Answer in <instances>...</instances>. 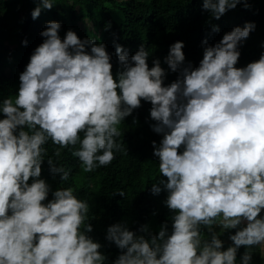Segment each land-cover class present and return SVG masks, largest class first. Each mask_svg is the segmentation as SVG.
<instances>
[{"label":"clouds","instance_id":"obj_1","mask_svg":"<svg viewBox=\"0 0 264 264\" xmlns=\"http://www.w3.org/2000/svg\"><path fill=\"white\" fill-rule=\"evenodd\" d=\"M56 4L38 0L31 15ZM239 4L203 0L202 8L211 21ZM242 6L252 7L249 0ZM61 27L46 21L16 94L0 98V264H254V246L264 255V51L238 62L256 22L235 25L214 44L205 37L198 65L176 40L163 57L167 68L160 57L149 65L144 43L130 54L114 41L110 53L101 38H81L72 28L62 37ZM169 71L178 75L165 83ZM142 102L151 103L149 126L161 134L151 142L159 175L150 190L166 193L170 213L155 228L132 229L127 219L109 224L105 239L120 250L109 261L91 234L90 196L62 186L71 169L48 156L60 186L42 176L45 145L59 146L57 158L68 149L85 172L107 166L127 150L118 125Z\"/></svg>","mask_w":264,"mask_h":264},{"label":"trees","instance_id":"obj_2","mask_svg":"<svg viewBox=\"0 0 264 264\" xmlns=\"http://www.w3.org/2000/svg\"><path fill=\"white\" fill-rule=\"evenodd\" d=\"M37 2L0 0V98L16 94L19 72L27 64L34 47L44 39L40 32L46 26V21L51 19L61 21L62 37L67 29L72 28L81 38L88 35L96 37L98 41L101 38L110 53L115 52L114 41L124 45L130 54L144 43L152 54L148 61L150 66L154 57H160L162 66L167 68L163 57L169 45L176 40L185 41L183 50L186 60L198 65L203 56L202 41L205 37L214 44L224 32L235 25H243L245 21H255L256 28L241 45L238 66L258 59L264 51V0H249L251 8H244L241 0L236 8L229 9L219 19L213 17L211 21L209 12L202 8L203 0H56V5L43 9L40 16L34 19L31 10ZM87 22L95 27L91 34L86 27L83 31L80 29V23ZM109 23L110 27H106ZM213 23L219 25V31L212 29ZM25 38L27 44L22 42ZM112 62L115 72L118 66L115 55ZM177 75L169 71L165 83L171 82ZM150 107V102H142L141 107L118 125L122 134L117 139L127 150L117 153L109 165L91 172H85L78 157L68 149H63L57 158L54 153L59 146L51 140L45 145L48 151L42 165V176L48 179L53 189L60 186L59 178L53 180L48 171V156H53L58 163L71 169L69 179L62 186L73 185L79 195L90 196L88 220L94 225L91 234L105 245L101 251L109 256V261L120 251L115 244L109 247L105 239L109 224L127 219L132 229L145 222H150L155 228L169 217L170 210L162 203L166 193L153 194L150 190L151 183L159 175L158 159L153 156L151 142L161 139V134L149 126L154 122L150 119ZM137 116L138 123L133 121V117ZM90 184L94 187H90ZM119 189H123L126 195L116 193ZM204 235H207L206 231ZM221 238L226 241L225 246L231 243L227 231ZM254 247V264H264L260 246ZM243 251L244 247L241 246L240 253Z\"/></svg>","mask_w":264,"mask_h":264},{"label":"rangeland","instance_id":"obj_3","mask_svg":"<svg viewBox=\"0 0 264 264\" xmlns=\"http://www.w3.org/2000/svg\"><path fill=\"white\" fill-rule=\"evenodd\" d=\"M84 27H86L88 30H87V32L88 33H93V30H92V27H91V24L90 23H80V29H81V31H83V28ZM7 51V50H6ZM7 53V52H6ZM219 230V229H218ZM261 249V248H260ZM261 252H262V249H261ZM264 256V255H263Z\"/></svg>","mask_w":264,"mask_h":264}]
</instances>
